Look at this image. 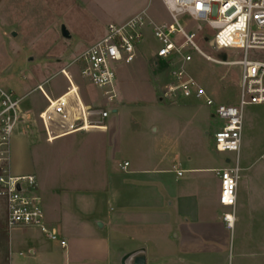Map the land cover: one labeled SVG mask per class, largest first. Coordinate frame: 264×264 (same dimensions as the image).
Here are the masks:
<instances>
[{
	"label": "rangeland",
	"instance_id": "374dc122",
	"mask_svg": "<svg viewBox=\"0 0 264 264\" xmlns=\"http://www.w3.org/2000/svg\"><path fill=\"white\" fill-rule=\"evenodd\" d=\"M140 4L141 0H0V85L15 97L21 98L19 111L21 114L28 113L26 125L38 129L39 141L33 146L35 172L38 178L44 179L49 191L47 196L51 201L62 200V194L57 190L59 187H65L68 191L65 194L67 199L70 195L72 199H83L80 190L83 186L97 184L98 180L93 178L100 176L93 173V168L101 163V157L96 160L93 155V137L73 132L54 142L46 140L39 116L48 104L43 93L58 95L70 86L61 72L63 69L79 87L90 109L103 108L110 113L106 119L110 128L107 137L111 136L113 143L119 139L124 146L134 141L149 144L153 137L158 141L162 137L177 134L182 136L183 141L188 138V141L203 144L218 162H224L227 156L235 159L232 152L221 153L216 150L214 134L223 121L215 115L214 107L194 97L177 100L163 97L161 89L170 79V72L163 59H159V66L154 63L159 42L150 26L145 28V39L136 59L130 64H118L119 86L115 87L116 97L112 101L105 93L107 88H99L81 75L80 66L74 63L77 57L106 34L109 22H121ZM146 4L149 5L150 14L158 11L161 17L166 18L161 0H146ZM63 24L69 29L71 38L63 37ZM197 42L206 53L221 58L212 49L211 42H202L201 39H197ZM188 52L193 55L190 70L198 81L218 102L237 105L241 93L242 67L207 61L191 48H188ZM223 53L228 54V60H239L244 55L242 50L236 49H224ZM158 75L160 79H154L157 87L150 79ZM40 83L44 91L38 87ZM157 94L161 95L162 100L173 103L160 102ZM244 115L245 130L242 134L237 192L247 206L248 184L254 187L264 184V104L246 106ZM96 119L99 118L93 116V120ZM23 125L22 121L17 124L12 142ZM158 127L159 132H154V128ZM12 142L11 165H15L18 157H14ZM125 158L123 152L118 153L112 160V168L118 167L119 162ZM106 163L104 166L109 168L110 161ZM35 193L40 197L45 211L46 201L37 188ZM53 193L55 196L60 195L59 198L53 197ZM6 213L5 200L0 197V264H27L30 249L28 246L20 248L15 243L18 226L10 230L7 228ZM46 240L51 245L55 244V241L47 237ZM238 240L237 233L229 239L234 246L233 249L230 246L227 249L226 264H240ZM246 261V264L256 263L250 258Z\"/></svg>",
	"mask_w": 264,
	"mask_h": 264
},
{
	"label": "crops",
	"instance_id": "0c3cea01",
	"mask_svg": "<svg viewBox=\"0 0 264 264\" xmlns=\"http://www.w3.org/2000/svg\"><path fill=\"white\" fill-rule=\"evenodd\" d=\"M144 9L157 23L170 19L164 6L166 18L158 11L150 14L146 0H141L137 9L118 23ZM154 63L159 66L158 58H154ZM155 78L159 80L160 76L150 79L154 84ZM69 84L65 91L53 96L44 91L42 83L38 87L44 91L46 99L48 96L54 100L72 87ZM73 84L82 102L89 105L79 87ZM158 98L161 102L162 98ZM48 105L49 102L41 112ZM27 118L28 113L23 112L24 125L13 138L14 157H18V161L11 165V170L16 176H36L37 191L46 201V221L67 243L65 247L60 241L51 245L38 227L18 226L14 241L20 248L28 246L30 249L27 264H119L121 252L140 247L146 249L147 264H226L227 249L234 246L229 239L235 237V233L239 237L240 264H246L249 258L254 259L255 264H264V184L255 187L248 184L247 206L238 193V184L234 227L229 228L223 219L224 213L231 209L220 203L221 180L216 171L229 165L232 157L218 162L203 144L193 143L188 138L183 141L177 134L158 141L153 137L149 144L134 141L127 146L118 139L114 145L111 136L107 137L108 125L106 130L93 131L91 128L95 127L87 123L89 131L82 133L93 137V155L96 160L101 157L100 166L93 168L94 174H100L93 178L98 183L79 189L83 199H72L71 195L67 199L68 191L59 187L62 200L51 201L44 179L38 178L35 172L33 146L39 141L38 129L26 125ZM55 118L62 121L58 115ZM43 128L48 141L44 125ZM156 131L159 132V127L154 128ZM121 152L126 158L112 168V160ZM108 160L109 168L104 166ZM126 162L128 165L123 168ZM52 196L59 198L60 195L53 193ZM249 233H252L250 239Z\"/></svg>",
	"mask_w": 264,
	"mask_h": 264
},
{
	"label": "built area",
	"instance_id": "2783aa9c",
	"mask_svg": "<svg viewBox=\"0 0 264 264\" xmlns=\"http://www.w3.org/2000/svg\"><path fill=\"white\" fill-rule=\"evenodd\" d=\"M161 2L169 15L168 21L157 23L144 9L123 23L111 22L106 34L79 55L74 63L80 66L83 78L99 88H107L105 93L112 101L116 97L118 64H130L136 59L145 39V28H152L159 42L158 61L163 59L170 72V79L162 86L163 97L170 100L190 97L202 100L214 107L215 115L223 121L214 134L215 147L221 153H234L235 159L216 172L221 180L220 203L231 209L224 213L223 219L229 228H233L241 170L244 110L248 105L264 104V0ZM197 39L211 42L212 49L221 58L206 53ZM188 48L207 61L242 67L241 93L237 105L218 102L198 81L189 67L193 55ZM224 49L242 50L243 58L228 60ZM62 72L72 87L54 100L47 96L49 105L40 114L48 141L73 132L89 131L87 123L95 127L91 130H106V119L110 113L103 108L94 110L85 105L68 72L65 73V69ZM20 103L21 98L0 85V197L6 203V226L9 230L16 226L38 227L49 239L60 241L65 247L66 241L46 221L40 197L35 193L36 176H16L11 170L12 135L22 120ZM56 115L62 121L57 120ZM93 116L99 119L93 120ZM127 165L128 162L122 167Z\"/></svg>",
	"mask_w": 264,
	"mask_h": 264
},
{
	"label": "water",
	"instance_id": "95a60500",
	"mask_svg": "<svg viewBox=\"0 0 264 264\" xmlns=\"http://www.w3.org/2000/svg\"><path fill=\"white\" fill-rule=\"evenodd\" d=\"M61 33L65 38L72 37L65 24L61 26ZM16 34V32L13 33L14 36H16ZM223 58H226V55H223ZM118 261L119 264H147L146 249L145 247H140L129 252H121L118 256Z\"/></svg>",
	"mask_w": 264,
	"mask_h": 264
},
{
	"label": "trees",
	"instance_id": "16d2710c",
	"mask_svg": "<svg viewBox=\"0 0 264 264\" xmlns=\"http://www.w3.org/2000/svg\"><path fill=\"white\" fill-rule=\"evenodd\" d=\"M158 97H161V95L158 94ZM161 102H162V103H165V104H170V103H172V102H167V100H161Z\"/></svg>",
	"mask_w": 264,
	"mask_h": 264
}]
</instances>
